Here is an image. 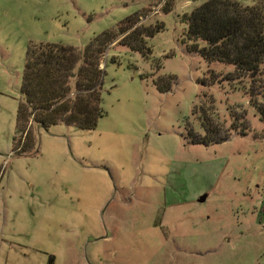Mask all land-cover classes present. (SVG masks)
Masks as SVG:
<instances>
[{
  "label": "rangeland",
  "instance_id": "rangeland-1",
  "mask_svg": "<svg viewBox=\"0 0 264 264\" xmlns=\"http://www.w3.org/2000/svg\"><path fill=\"white\" fill-rule=\"evenodd\" d=\"M206 1L0 0V264H264V123L216 77L232 66L188 48L182 16ZM135 13L164 29L148 58L124 34L107 47L97 128L35 124L18 152L29 44L84 49ZM212 100L222 133L246 111L247 134L195 141Z\"/></svg>",
  "mask_w": 264,
  "mask_h": 264
},
{
  "label": "trees",
  "instance_id": "trees-1",
  "mask_svg": "<svg viewBox=\"0 0 264 264\" xmlns=\"http://www.w3.org/2000/svg\"><path fill=\"white\" fill-rule=\"evenodd\" d=\"M146 16L140 13L129 16L116 28L98 34L84 49L54 43L29 44L16 116L18 136L14 142L18 152H26L34 144L35 124L97 128L99 119L105 115L102 58L107 47L123 34L121 45L148 58L151 47L147 39L161 32L164 25L160 22L146 25V20L140 23ZM182 20L187 26L185 38L191 44L189 50L198 52L209 64L232 66L231 72L216 77L223 76V81L234 84L246 95L249 106L264 123V0L251 6L236 0H207L184 14ZM198 41H203L204 46ZM210 73L211 79L215 78L213 71ZM210 105L213 107V100L209 101V108L204 105L200 108L204 137L195 141L223 143L233 132L247 134L246 111H230L232 124L229 131L222 133L213 121ZM52 262L51 257L48 264Z\"/></svg>",
  "mask_w": 264,
  "mask_h": 264
},
{
  "label": "water",
  "instance_id": "water-1",
  "mask_svg": "<svg viewBox=\"0 0 264 264\" xmlns=\"http://www.w3.org/2000/svg\"><path fill=\"white\" fill-rule=\"evenodd\" d=\"M205 199H206V196L205 195H203V196H201L200 198H199V202H204L205 201Z\"/></svg>",
  "mask_w": 264,
  "mask_h": 264
}]
</instances>
